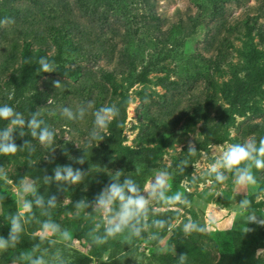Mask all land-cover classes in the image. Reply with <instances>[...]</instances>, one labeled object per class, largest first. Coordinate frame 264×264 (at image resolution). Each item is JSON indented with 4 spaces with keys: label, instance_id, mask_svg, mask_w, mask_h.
I'll return each instance as SVG.
<instances>
[{
    "label": "rangeland",
    "instance_id": "rangeland-1",
    "mask_svg": "<svg viewBox=\"0 0 264 264\" xmlns=\"http://www.w3.org/2000/svg\"><path fill=\"white\" fill-rule=\"evenodd\" d=\"M3 2L5 0H0L2 9ZM39 2L33 4L30 0H15L12 6L18 12L10 18L14 22L0 27V84L11 73L18 72L25 47L32 52L31 58L34 61L30 62V67L38 66L39 59L44 57L41 51H45L47 59H55L58 51L45 33L51 25L63 19L82 23L81 34L74 38L75 42L90 52H96V55L64 56L60 65H54L56 71H37L28 85L29 90L37 85L51 95L42 112L55 131L56 147L59 148L66 141L74 148L89 145L86 138L93 126L91 110L83 120L70 121L60 114L63 107L75 110L78 104L86 105L91 101L94 110L105 104L118 105L128 99L122 128L123 153L157 148L159 155L150 166L143 165L140 169L122 172L119 168L124 163L120 162L119 166L109 169L108 174L120 171L121 181L124 177L132 178L144 189L160 170H166L172 174L169 181L171 191L168 194L184 192L192 202L191 208L182 205L168 207L156 203L151 205L154 213L150 215V220L170 218L172 225L160 231L156 241L150 239L151 233L156 231L151 229L142 238L135 240L136 243L129 249L121 247V250H125L124 254L133 257L132 264H160L162 256H168L178 263L179 255L186 254L182 250L183 246L194 254H187V264H198L196 260L203 259L215 263L221 245L226 244L230 250H240L249 243V239L254 264H264V226L246 224L252 231L244 233V218L237 214L238 203L246 197L252 201L249 211L263 218L264 170L253 169L258 183L248 188H237L232 183L230 173L228 181L223 185L208 182L214 178H202L208 165L214 162L228 144L242 143L252 136L259 140L264 136V83L245 97L240 91L264 71V0H156L162 28L167 29L180 23L182 29L176 30L171 45L154 51L146 49L144 63L138 64L135 72L125 74H119L116 70L120 46L119 38L113 32L93 30L84 19L79 18L75 10L64 8L70 0ZM123 3L126 8L133 7V4L135 6L132 0ZM170 50L172 52L168 59H157L159 53ZM210 60L216 64L209 77L215 84V89L211 91L214 105L209 109L207 122L193 123L181 117V111L190 96L199 94L201 84L197 83L187 95H175L173 98L168 95V104H165L166 100L162 98L165 90L159 85V78L181 80L188 71H202L203 63ZM146 63L151 65L143 70ZM143 72L147 74L140 78ZM54 81H60L61 86L55 88ZM146 131L153 133L156 139L139 142V135ZM102 135L103 140L93 143H106L110 136L108 128ZM161 136L164 139H160ZM190 143L197 152L193 155L191 166L181 173L177 166L190 157L187 151ZM0 167L8 174L7 182L0 180V237H4V230L9 225L8 216L20 210L17 187L21 178H27L29 166L22 158L0 155ZM194 177L197 179L192 183ZM38 194L45 200L55 196L60 208L71 202L63 191L54 192L46 188L38 190ZM86 211L90 213L92 209ZM40 212L41 209L33 208V213L39 215V221L49 219L41 216ZM49 212L51 220L62 229H67L72 239L67 245L59 241L55 245L48 240L41 241L38 222L33 231L35 242L40 245L38 255L49 259L60 249L69 260L72 251L89 257L92 264L108 260L110 250L100 249L88 239L86 234L92 223L83 214L78 218L70 215L74 209L60 211L52 208ZM189 219L206 226V232L185 235L180 225ZM173 246L175 255L171 251ZM161 248L170 250L162 254L159 252ZM200 254L205 256L199 257Z\"/></svg>",
    "mask_w": 264,
    "mask_h": 264
},
{
    "label": "trees",
    "instance_id": "trees-1",
    "mask_svg": "<svg viewBox=\"0 0 264 264\" xmlns=\"http://www.w3.org/2000/svg\"><path fill=\"white\" fill-rule=\"evenodd\" d=\"M15 0H5L3 9L0 8V19L11 18L15 16L18 10L12 6ZM33 4H39V0H30ZM66 1V0H64ZM127 0H70L64 5L67 10H75L79 14V18L84 19L91 28L97 32H108L109 30L119 38V50L117 58V68L119 74L136 71L137 65L145 61L144 51L150 49L157 50L159 47L171 45L172 37L176 30L182 29V25L173 24L167 29L162 28V20L156 10V0H132L135 6L130 8L124 7ZM82 23L74 20L63 19L55 25H51L45 30L46 35L51 39L52 45L57 49L55 59L48 60L54 65H60L64 61V56H92L96 52H90L80 43L75 42L76 36L81 34ZM88 50V51H87ZM92 50V49H91ZM172 50L166 53H159V61H165L170 56ZM46 57L45 51H41ZM100 55V52H99ZM21 66L18 72L10 74L9 78L0 84V105L8 104L17 112H20L27 119L31 113L42 108L50 101L51 95L48 91L40 89L35 85L29 90L28 85L30 79L37 72L40 65L30 67V62L34 60L32 52L28 47H25L21 53ZM153 57H151L152 60ZM202 71H188L186 76L181 80H171L167 77L159 78V85L165 94L163 100L168 104V95L173 98L175 95H187L194 89L197 83L201 84V91L196 96H190L186 107L181 111V117L190 120L193 123L203 121L207 122L209 109L214 105V95L211 91L215 89V84L209 78L212 69L215 68V62L212 60L208 63H203ZM151 63L144 64L149 67ZM24 73V74H23ZM147 73L143 72L140 78H144ZM24 75V77H23ZM264 83V71L253 78L247 86L240 91L245 97L251 91L259 88ZM12 98L9 99V96ZM128 99H124L117 105L120 110L119 116L113 120L108 126L110 134L106 143L102 145H86L83 148H74L70 142H64L59 148L55 142L51 146H42L36 139H33L28 130L25 128L26 135L19 136V131L13 133L14 142L17 146H22L25 140L31 141L35 147V152L29 155L27 150L18 151L15 155H8L13 158H22L28 164L27 179L37 181L38 190L50 189L54 192L63 191L71 202L63 208L57 204L54 209L60 211L70 210L73 208V203L80 199L91 201L101 189L107 185L113 174H108V170L113 166L122 162L119 168L122 172H131L135 169L142 168L143 165L150 166L159 155L158 149H143L133 150L130 153H123L121 145L123 143L122 128L126 119V109L128 107ZM45 123L52 129L49 120L45 113L42 112L41 117ZM151 122V121H149ZM7 121L0 120V130L7 126ZM149 126V124L147 125ZM155 140L156 136L151 132H144L139 135L138 140L141 143H146ZM160 139H164L163 136ZM158 139V140H160ZM66 153V154H65ZM84 157L83 164L76 163V159ZM194 156H190L188 168L193 162ZM71 165L74 169H80L85 173L84 179L77 185L67 186L53 182L48 185L44 184L42 178L45 174L53 175V169L56 166ZM185 171V170H184ZM59 207V208H58ZM35 219L24 225L23 232L20 235V242L16 247L8 248L4 253L0 254V264H13V260L23 251H30L33 245H36L33 231L38 224L40 218L37 213H33ZM264 218V214H261ZM10 230V225L4 230V238H7ZM137 239H133L130 243L123 242V238L118 236L115 239H110L106 244L100 245V249L107 248L110 250L108 260L98 262V264H132L133 257L131 254H124V249H129L133 246ZM253 241V240H252ZM123 242V243H122ZM249 243L243 245L241 249L230 250L227 245L219 247V257L215 263L209 259L196 260L198 264H254L252 250ZM184 253L194 255L188 248L183 246ZM38 255V252L36 253ZM205 256L200 254L199 257ZM160 264H178L168 256H162L159 259ZM70 264H92L89 257H84L80 252L72 251Z\"/></svg>",
    "mask_w": 264,
    "mask_h": 264
},
{
    "label": "clouds",
    "instance_id": "clouds-1",
    "mask_svg": "<svg viewBox=\"0 0 264 264\" xmlns=\"http://www.w3.org/2000/svg\"><path fill=\"white\" fill-rule=\"evenodd\" d=\"M13 22L12 19L5 18L0 20V27ZM38 64L40 65L37 69L38 72L56 71L54 64L47 57H41ZM53 83L55 88L61 86L60 81ZM11 98L12 95L9 96V99ZM93 108V103L90 101L86 105L78 104L75 110L70 107H63L60 110V114L70 121L83 120L91 110L93 126L86 138L89 145L103 140L102 133L120 114L115 103L105 104L94 110ZM41 117L40 108L26 119L22 113L17 112L8 104L0 105V120L8 122L7 126L0 130V155H15L21 150H27L29 155L35 152L31 141L25 140L22 146H17L14 142L13 133L18 130L19 136L23 137L26 135L25 128L28 130L27 134L36 139L40 145L51 146L54 143L55 131ZM187 151L189 156H193L197 152L191 143L188 145ZM84 162V157L76 159V163L83 164ZM188 165V160H182L177 166L179 172L183 173ZM253 169L264 170V136H261L259 140L252 136L242 143L228 144L214 162L208 165L202 173V178H214V180L209 179L208 182L223 185L228 181L230 173L232 183L237 188H248L258 183ZM84 176L85 173L82 170L74 169L71 165H58L53 169V175L45 174L42 181L46 185L55 182L58 185L72 186L82 182ZM121 177L122 173L116 171L111 176L110 182L91 201L80 199L73 203L74 213H70V215L78 218L83 214L86 219L91 221L92 227L86 235L94 245H104L110 239H115L118 236L122 237L125 243H130L133 239L142 238L143 234L151 229L156 231L151 233L150 239L156 241L159 239L160 231L171 227L172 220L170 218L150 220V215L154 213V209L151 207L153 203L168 207L177 205L192 207V202L184 192L177 191L171 195L168 194L171 191L169 181L172 174L166 170H160L144 189L132 178L124 177L121 181ZM196 179L194 177L192 183H195ZM0 180L5 182L8 180L7 171L3 167H0ZM39 180L41 179L21 178L17 187V195L21 201L20 210L7 218L10 230L7 238L0 237V252L17 246L24 225L35 219L34 207L41 209V216L49 217V219L39 221L41 241L48 240L52 245L58 241L67 245L71 241V233L51 220L49 209L56 207L57 200L55 196L45 200L42 195L38 194L37 181ZM251 206L252 201L246 197L238 203L237 214L244 218V233L252 231L245 226L246 224L264 226V218L257 216L254 211H249ZM88 208L92 209L90 213L86 211ZM180 226L185 235L204 233L207 230L206 226L191 219L181 222ZM51 237L56 239H50ZM39 249V244L33 245L30 251L21 252L13 260V264H70L69 258L60 249H57L49 259H45L44 255H36ZM169 250V248H161L159 252L166 254ZM171 251L175 255L174 246ZM177 261L178 264H187V254H180Z\"/></svg>",
    "mask_w": 264,
    "mask_h": 264
}]
</instances>
